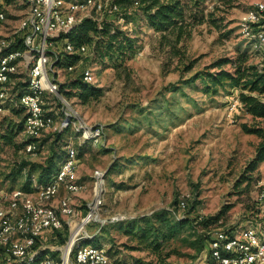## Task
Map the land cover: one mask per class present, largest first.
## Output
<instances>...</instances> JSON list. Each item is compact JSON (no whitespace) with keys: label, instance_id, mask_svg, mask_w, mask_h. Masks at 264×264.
Segmentation results:
<instances>
[{"label":"rangeland","instance_id":"obj_1","mask_svg":"<svg viewBox=\"0 0 264 264\" xmlns=\"http://www.w3.org/2000/svg\"><path fill=\"white\" fill-rule=\"evenodd\" d=\"M2 1L7 19L1 32L12 34L28 6L23 0ZM257 1L260 0H207L209 8L218 6V12L225 14V23L220 28L207 23L197 26L184 44L187 54L173 61L160 43L161 32L146 19L136 15L122 20L121 11L110 12L108 19L137 38L134 57L119 66L95 59L90 62L96 74L92 85L101 90L98 98L83 102L75 91L71 96L64 91L66 103L53 96L60 112L55 128L42 136L36 152L28 153L23 147V132L15 144H6L1 137L5 127H1L0 190L21 188L33 165L44 164L50 155V134L67 131L60 144L63 148L68 142L78 147V178L86 185L73 195L76 220L95 198L94 171L101 169L106 176L103 205L82 234L93 236L91 241L110 247L112 255L129 264H140V260H152L155 254L142 247L136 235L127 234L126 228L133 226L138 231V226L149 220L158 226L160 222L153 221L158 216L167 217L171 224L187 217L191 223L176 230L172 237L159 240L168 254L167 261L207 264L206 235L218 229L251 225L261 218L259 182L264 179V160L251 179L241 181L259 137L242 128L243 122L253 124L256 119L243 107L239 94L245 91L264 100V93L228 84L214 94L206 91L202 79L187 80L218 58H235L239 52H247L250 62L264 67V46L256 47L243 35L241 26L245 12ZM191 62L193 68L187 71L185 65ZM82 68L83 65L73 75ZM18 76L10 89L12 99L6 102L8 111L0 116V122L6 116L11 119L12 110L20 107L19 95L28 82V71ZM71 76L61 68L58 77L63 83ZM68 105L78 113H74L69 129H61ZM81 120L89 126H102L101 136L84 142L75 123ZM22 159L30 165L13 182L11 176ZM34 174L32 193L36 194L40 169L36 168ZM217 214V225H202L204 217ZM64 227L69 236L72 226Z\"/></svg>","mask_w":264,"mask_h":264},{"label":"built area","instance_id":"obj_2","mask_svg":"<svg viewBox=\"0 0 264 264\" xmlns=\"http://www.w3.org/2000/svg\"><path fill=\"white\" fill-rule=\"evenodd\" d=\"M23 1L28 6L27 13L14 32L7 34L1 32L7 14L0 0V116L8 111L6 102L12 99L10 89L18 75L27 70L29 79L20 92L19 104L26 113L23 134L32 139L25 150L34 153L38 149L36 139L55 128L60 109L52 97L68 103L60 91L61 68L75 77L73 74L83 65L79 73L82 79L88 83L96 81L94 67L86 62L93 55L92 46L76 47L68 38H62L63 34L84 17L102 21L107 13L120 8L114 0ZM241 26L243 35L256 47L264 46V0L255 2L245 12ZM19 38L24 47L15 46ZM64 51L79 54L78 62L65 67L57 65ZM68 106L69 111H65L66 116L60 122L61 129L72 126L74 113H78ZM75 123L83 141L103 132L102 126H89L82 120ZM66 148L56 172L39 186L36 194L21 188L0 190V264H129L112 255L105 244L88 241L93 236L82 234L98 217L103 205L106 176L101 169L94 171L95 198L86 213L76 220L78 211L73 195L86 185L78 178L80 157L76 145L68 142ZM259 183L261 218L251 225L210 232L209 257L216 264H264V179ZM65 224L73 228L66 241L53 240L55 233L64 231ZM206 263L212 264L210 259Z\"/></svg>","mask_w":264,"mask_h":264},{"label":"trees","instance_id":"obj_3","mask_svg":"<svg viewBox=\"0 0 264 264\" xmlns=\"http://www.w3.org/2000/svg\"><path fill=\"white\" fill-rule=\"evenodd\" d=\"M114 4L119 6V11L122 12L124 19L131 16L135 18L136 15H140L147 20L152 28L160 31V43L168 52L171 61L176 58L182 60L183 56L187 54L184 44L192 37L193 31L197 26L207 23L220 28L226 20L225 14L218 12V6L214 8L208 7L207 0H114ZM133 8L135 9L132 10ZM107 15L108 13L102 21L92 17H84L72 30L62 36V38H68L76 47L82 44L92 46L93 55L86 58L87 64L91 65L90 62L95 59L98 62L114 63L119 66L134 57L137 38H134L133 32L122 29L114 20L108 19ZM15 46L24 47L21 38H19ZM60 57L57 65L65 67L69 64L77 63L80 56L77 53L70 54L64 51L63 54H60ZM249 60L250 56L247 52H239L235 58H218L204 70L196 72L187 82L202 79L206 84V91L214 94L219 92L221 86L224 87L228 84L233 87L241 86L251 92L264 93V67L260 68ZM228 64L231 65L230 68L225 67ZM193 65L194 62L186 64V70H191ZM64 91L69 96L73 95L75 91L83 102L98 98L101 95V90L92 85V83L85 82L81 74L70 77L66 82H63L61 84V92L64 93ZM67 95L66 97H68ZM239 100L243 107L256 119L253 124L243 122V130L259 137L255 155L247 163L245 167L246 174L241 179V181H246L252 178L251 174L258 170L260 163L264 160V100L256 94L245 91L240 92ZM25 118V109L20 105L19 108L12 110L11 119L6 116L1 120L0 128L5 127L1 137L6 144L16 143V137L23 132ZM66 132L56 130L53 134H50L53 137L50 155L44 164L33 165L21 189L28 192L34 191L33 183L36 179L34 171L36 168L40 169L39 186L46 183L56 172L59 166L58 161H61L67 152V148H63L60 144ZM40 139H36L38 146H40ZM31 140V138L25 137L23 142H21L23 147H26ZM28 165H30V162L24 159L17 163L18 167L11 176L13 182L20 177ZM219 220L220 216L217 214L204 217L201 223L205 228H208L212 225H217ZM151 221L149 220L150 223L146 222L139 225L138 231L133 226L125 230L127 234L136 235L138 243L142 247L150 249V253L155 254V258L152 260H140V264H175L167 261L168 254L164 253L159 240L162 237L164 239L172 237L176 230L191 223L190 218H178L174 224H171L167 217L158 216L157 220H153L160 222L158 226L152 224ZM67 238V229L55 233L52 237L53 240L58 242H65ZM204 240L209 246L211 235H206ZM209 259L212 264H216L212 257H209Z\"/></svg>","mask_w":264,"mask_h":264}]
</instances>
